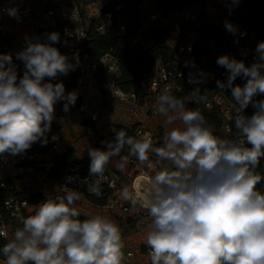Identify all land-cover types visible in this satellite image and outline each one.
Here are the masks:
<instances>
[{
    "label": "clouds",
    "instance_id": "1",
    "mask_svg": "<svg viewBox=\"0 0 264 264\" xmlns=\"http://www.w3.org/2000/svg\"><path fill=\"white\" fill-rule=\"evenodd\" d=\"M7 12L18 18V9ZM225 28L237 32L228 21ZM47 40H27L16 53L25 66L19 81L12 54H0V154H19L37 141L46 144L55 105L64 101L68 112L77 101V93L65 94L63 82L51 81L75 70L78 53L74 64L53 46L60 42L59 33L48 34ZM255 51L258 57L250 66L228 55L217 59L229 72L226 83L218 80L217 86L230 89L238 105L231 118L236 138L215 135L199 108L186 107L189 102H206V91L202 94L196 87L181 99L169 85L157 96L155 112L166 118V125L181 121L182 127L166 131L162 146L154 147L149 136L134 138L121 129L113 130L115 139L106 142L107 150L88 151L90 175L98 178L88 191L96 195L105 166L126 145L129 156L148 168L168 162L148 180L143 193L128 187L121 193L123 200L146 209L151 218L145 241L151 264H264V193L256 188L264 179L256 172L264 157V100L253 101L264 94V41ZM206 75L202 70L190 74L189 82L198 85ZM237 77L246 80L242 87L234 86ZM250 103L256 111L247 117L244 110ZM150 153L156 164L149 160ZM128 159L120 158L121 171ZM80 198L81 192L68 191L39 204L33 215L19 216L23 227L0 248L4 264H122L119 225L101 215L78 219L72 205Z\"/></svg>",
    "mask_w": 264,
    "mask_h": 264
},
{
    "label": "built area",
    "instance_id": "2",
    "mask_svg": "<svg viewBox=\"0 0 264 264\" xmlns=\"http://www.w3.org/2000/svg\"><path fill=\"white\" fill-rule=\"evenodd\" d=\"M10 1L0 0V18L8 14L7 9L14 8L11 6ZM109 2L110 0H21L20 4L15 7L18 9V18L14 19L12 25L17 30L22 31L18 35L10 32L13 36V41L6 54H12L13 63L17 66L19 81L20 76L25 71V66L21 60L16 58V53L27 46V40L49 43L47 35L52 32L59 33L60 41L65 38L64 42L56 43L53 46L57 47L61 54L67 55L70 62L74 64L76 60L73 59V55L78 53L79 64L75 70L69 72L71 75L69 82L71 92L82 91L81 94H77V98H81L80 104L62 118L63 124L70 122L83 124L88 121L95 126V130H98L103 110L95 104L97 97L108 102L119 100L130 107L131 115L128 120H132V122L127 123V125L134 126L132 137L138 138V134L140 136H149L154 142L153 146L159 147L163 144L165 131L161 126H159L160 128L152 129L149 125V122L154 121L159 115L155 112L157 96L169 85L172 88V93L176 94L180 93L184 88H195L201 84L197 85L189 82L190 74H198L199 71H203V67L207 63L206 58L194 55V47L198 40L199 15L196 10L186 8L168 18H164L154 9L151 0H142L140 6L141 31L155 26L168 27L169 37L167 44L171 48L172 56L167 64L157 63L147 88L146 96L140 102L134 92L124 93L113 84L107 88L105 94H102L95 84L93 73L97 68L101 67L111 74H116L118 72V62L109 55L94 58L83 54L82 42L86 39L87 29L93 25L95 32L104 34L111 26L110 14L101 13L103 7ZM150 6L153 8L152 11H150ZM235 16L236 14L231 9L227 10V18L231 24L237 27L235 34L228 32V41L235 48V59L243 61L246 66H250L258 57L255 51L258 45L256 36L253 31H248L241 25L231 21ZM70 26L73 30L70 29ZM60 29L62 33H60ZM116 31L120 35H124L127 31L126 24L124 22L117 23ZM139 40L140 36L134 39V43ZM226 44L227 42L225 41L223 48L226 47ZM226 75H228L227 72H219L218 77H211L209 80L217 82L219 78H225ZM62 79L65 80L66 75H60L51 82L53 84L59 83ZM45 82H48V80ZM83 92L87 94V97L83 96ZM236 107L238 105L231 102L219 87L211 91L210 98L205 103L204 109L215 112L220 119L219 129H213L215 135L226 139L236 138L238 133L234 121L231 120ZM244 115L251 117L245 110ZM176 122L182 124L181 121ZM96 125L98 128H96ZM115 126L109 124L107 130L101 132L102 138L107 142L113 141L112 134H114ZM119 126L126 127L123 124ZM47 142L50 149L49 153L57 155L63 154L68 149L74 150L76 148L75 140L60 127L51 128L47 135ZM246 146L249 147V145ZM124 156L129 157L127 163L128 171L122 175L112 169L105 168L104 176L100 178L99 195L88 191V185L94 183L98 178L83 172L80 166H72L66 169L55 185L61 191H79L82 195L101 202L98 206L105 213L108 215L120 214L127 216L135 222V226L139 225L141 219H149L150 222L145 228L135 227L134 230L136 232H132L127 236V238H132L149 231L151 218L146 209L139 205L133 207L129 201L123 200L121 198L122 190L128 187L131 191L143 193L148 180L161 169L163 164L168 162L165 161L154 168H148L147 163L141 164L134 156H129L128 146L124 151H121L119 158ZM42 159L49 160V157L46 156ZM156 159L155 154H149V160L153 164H156ZM14 160L15 156L10 153L0 154L1 187H4L3 180H12L13 176L16 177L13 172L15 168ZM43 165L45 170L39 173L42 179L46 178V171L51 163L49 161L48 164ZM30 170L32 171V169ZM124 179L127 180L126 185L124 184ZM27 204L24 199L18 200L14 197L4 199V205L9 216L14 218L15 221H19V223L22 222L18 217L24 215L23 211L26 209ZM3 233H6V235H3ZM127 238L122 237L124 245L122 248V264H128L132 260L137 261V264H151V249L146 244H141L143 249L137 248L136 250L130 244L131 239ZM0 239L9 241L6 225L2 221H0ZM4 260L3 255H0V264H4Z\"/></svg>",
    "mask_w": 264,
    "mask_h": 264
},
{
    "label": "trees",
    "instance_id": "3",
    "mask_svg": "<svg viewBox=\"0 0 264 264\" xmlns=\"http://www.w3.org/2000/svg\"><path fill=\"white\" fill-rule=\"evenodd\" d=\"M151 2L154 9L164 18H168L186 8H196L195 10L199 15V29L198 40L194 47V55L204 57L207 60L206 65L203 67V73L207 74L206 78L197 87L200 88L202 94L206 91L207 101L210 98L211 91L218 87L217 83L211 82L209 78L218 77L219 72H227L229 75L228 70L217 64L218 57L228 55L235 58V48L228 41L229 33L225 28V21L230 22L227 18V10L231 9L236 14L231 21L255 33L257 43L264 41V0H235V2L234 0H151ZM141 4L142 0H110L101 12L102 14H110L111 16V26L109 29L104 34H99L95 32L94 26L91 25L86 31V39L82 42L83 54L94 58L109 55L118 62V72L116 74H111L101 67L94 71L95 84L102 94H105L107 88L113 84L124 93L134 92L141 102L146 96L147 88L153 77L157 63L167 64L171 60L172 52L167 44L169 28L166 26H155L141 31ZM119 22L126 24L127 31L124 35H120L116 31V24ZM2 33L3 28L0 23V40L2 41V44H0V54H6L10 49L13 36L11 33ZM60 33H62L61 29ZM138 36L146 40L147 45L145 48L138 46V42L134 43V39ZM63 40L60 42H64ZM225 41L227 44L223 48ZM228 75L218 80L226 83ZM22 76L23 74L20 78ZM245 83L246 80L244 78L237 77L236 81H234V86L240 85L242 87ZM193 89L184 88L180 93L173 95L183 99ZM222 90L231 102L236 103L230 89L225 88ZM260 100H264V94H257L253 97L254 102ZM80 102L81 98H77L72 109L77 108ZM206 102L199 104L189 102L186 103V107L191 109L199 108L207 125L211 126L214 130H218L220 119L215 112L204 109ZM245 111L252 116L256 109L250 103ZM121 129L125 130L129 136H132L134 126H115L116 131ZM48 133H46V137ZM112 139H115V133L112 134ZM126 148L127 145L122 151ZM49 150L48 142L42 144L40 141H37L24 152L10 154L13 156L19 155L23 164L27 165L25 167L38 171L45 170V166L43 165L45 163L38 161V157H49L51 165L46 171V180L54 184L58 182L62 173L72 166H80L83 172L90 175V159H78L72 149H68L61 155L49 153ZM256 172L264 177V157L260 158ZM3 184L4 187L0 186V221L3 223L9 219V213L4 205L5 198L24 199L28 205L40 204L34 198L22 197L11 180L5 179L3 180ZM256 188L264 193V179L257 184ZM92 200L97 204H101L97 200ZM7 242L9 241L0 239V248ZM0 255L3 254L0 253Z\"/></svg>",
    "mask_w": 264,
    "mask_h": 264
},
{
    "label": "rangeland",
    "instance_id": "4",
    "mask_svg": "<svg viewBox=\"0 0 264 264\" xmlns=\"http://www.w3.org/2000/svg\"><path fill=\"white\" fill-rule=\"evenodd\" d=\"M15 5H16L15 2L11 3V6H13V7ZM0 20H1V18H0ZM70 29L73 30V28L71 26H70ZM0 44H2L1 40H0ZM137 44H138V46H142L143 48H145L147 45L146 40H144L143 38H140V40L138 41ZM132 46H135V45H132ZM70 76H71L70 73H68L66 75L65 80L64 79L60 80V82H63V84L65 86V94L66 95H67V93L71 92V89H70L71 85L69 83L70 82ZM75 93L78 94V92H75ZM83 96L87 97V94L85 92H83ZM63 104H64V101H60L55 105V116H54V119L52 121V124H53L54 120H59V119L63 118L66 114H68L70 112V110H72V106H70V110L68 112H65L63 110ZM95 104L101 110H103L102 118H101V124H100L99 128L96 125V128H98V130L97 129L93 130V126H90V127L87 126L88 129L89 128L91 129V133L93 136L90 137V140H89V138H84L83 140H80V147L83 149H79L77 146L74 149L75 156L78 159H83V158L90 159V157L88 155V151L90 148L107 150L106 149V142L107 141L102 138L101 132L107 130L109 124L116 125V126L123 124V125L128 126L127 123L132 122V120H128V118L131 115L130 114V107L125 102H121L119 100H111L108 102V101H103L99 97H97ZM157 119H158V121H157ZM155 120H156L155 124H154L155 121L149 122V125L152 129L160 128L159 126L157 127V125L161 122H164L162 120V118L158 117V116L155 118ZM52 124H51V126H52ZM84 124L87 125V123H84ZM78 134H80V133L69 130V136L73 140H75V142H77V140L74 138ZM82 143H84L85 145H83ZM38 161H42L45 164H48L50 160L42 159V158L38 157ZM119 161H120L119 156L112 157L111 160L109 161V163L105 166V168L112 169L113 171L120 172V174L124 175L126 173V171H128V164H126L124 169L121 171L117 167V164ZM14 166H15V168H14L13 172L16 174V177L13 176L14 173L11 172V174H13L11 181L22 197L34 198L36 201H38L41 204L46 200H55L57 197L66 196L67 192L69 191V190H67V191L59 190L54 183L49 182L48 180H46V178L42 179L39 175L40 171H38V170H32L31 171L29 169V167H25L27 165L23 164V161L19 155L15 156ZM18 168H20V170H18ZM126 182H127V180L124 179V184ZM38 205H28L27 204L26 209L23 211L24 215H22V216L27 218L28 216L33 215L35 213L36 207ZM97 206H98V204L96 202H94L92 199H90V197L82 195V194H81L80 200L76 201L72 205V207H74L79 212L80 215H79L78 219H80V220H84V219L90 218V217L95 216V215L105 216V217L109 218L110 220H113L116 224L119 225V227L121 229V236L123 238L127 237L132 232L133 233L136 232L134 230L135 227L145 228V226H147L148 223L150 222L149 220H147V218L146 219L143 218V219H141V222L139 223V225L135 226V222L132 219H130L129 217L124 216V215L122 216L120 214L108 215L107 213H105L103 211V209H101V208H99V206L98 207ZM4 224L6 225V231L9 234V241L13 238L15 230L23 227L22 223H19V221L18 222L15 221L14 218H11V216H9V219L7 221H4ZM147 232H145L143 235H136L133 237V239H134L133 241L136 240L138 242L137 246L132 245V246H134L133 248H136V250H137V248H141V250L143 249V246L141 245V243L145 244ZM128 264H137V261L132 260Z\"/></svg>",
    "mask_w": 264,
    "mask_h": 264
},
{
    "label": "crops",
    "instance_id": "5",
    "mask_svg": "<svg viewBox=\"0 0 264 264\" xmlns=\"http://www.w3.org/2000/svg\"><path fill=\"white\" fill-rule=\"evenodd\" d=\"M16 3V5L14 6V8L15 7H17L19 4H20V2H21V0H11L10 1V3ZM190 10H195L196 8L195 7H190L189 8ZM150 10L152 11L153 10V8H152V6H150ZM14 19H15V17H12V16H10L9 14H7L5 17H3V18H1V20H0V23H1V25H2V28H3V34H5V33H13L14 35H18L19 34V32L20 31H22V30H17V28H15L13 25H12V22L14 21ZM79 94H81L82 93V91L81 90H78L77 91ZM158 117H161L162 118V120L164 121V122H161V123H159L158 125H157V127L158 126H161L162 128H163V130L166 132V131H170L173 127H182V124H179L178 122H175L174 124H172V125H166L165 124V117L164 116H162V115H158ZM62 118L61 119H59V120H54V122H53V124H52V126L51 127H60V128H62V130L63 131H65L66 133L68 132V134H69V130H71V131H75V132H78V133H80V134H78L74 139H76L77 140V142H76V146L79 148V149H83V148H81L80 147V140H83L84 138H89V140H90V137H92L93 135H92V133H91V129L89 128H87V126H94L92 123H90V122H88V121H85V123H87V125L86 124H84L83 123V125L82 124H78V123H73V122H70V123H67V124H63V122H62ZM155 122H154V124L156 123V120H154ZM157 121H158V119H157ZM82 129V130H81ZM93 130H95V126L93 127ZM86 136V137H85ZM83 145H85L84 143H82ZM127 172V171H126ZM120 173V172H119ZM149 220V219H148ZM134 237V236H133ZM133 237L132 238H127V237H125V238H127V239H131L130 241H131V245H134V246H137L138 244V242L135 240V241H133L134 239H133ZM145 241V240H144ZM142 244V243H141ZM146 244V243H145Z\"/></svg>",
    "mask_w": 264,
    "mask_h": 264
}]
</instances>
